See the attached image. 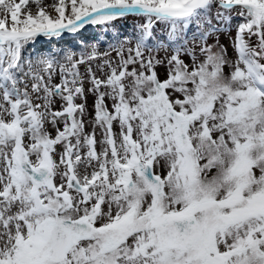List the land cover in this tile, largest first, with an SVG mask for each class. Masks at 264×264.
Returning <instances> with one entry per match:
<instances>
[{"label":"snow or ice","instance_id":"6c2138e0","mask_svg":"<svg viewBox=\"0 0 264 264\" xmlns=\"http://www.w3.org/2000/svg\"><path fill=\"white\" fill-rule=\"evenodd\" d=\"M0 264H264V0H0Z\"/></svg>","mask_w":264,"mask_h":264}]
</instances>
